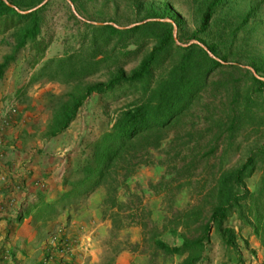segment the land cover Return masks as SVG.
I'll return each mask as SVG.
<instances>
[{"label":"trees","instance_id":"1","mask_svg":"<svg viewBox=\"0 0 264 264\" xmlns=\"http://www.w3.org/2000/svg\"><path fill=\"white\" fill-rule=\"evenodd\" d=\"M7 1L0 0V34L8 33L12 52L0 62V78L19 52L30 43L36 48L34 64L44 58L47 48L46 44L39 41V37L50 3L24 14L17 8L28 10L43 0ZM72 1L78 5V0ZM126 1L136 9L135 13H143L140 20L161 18L174 21L180 41L198 40L221 61L211 57L197 43L187 46L176 44L171 21L152 20L120 29L109 23L97 25L82 21L72 14L80 27L79 32L74 33L78 46L65 55L44 61L30 77L31 84L45 79H60L72 85L53 116V135L62 133L71 125L85 101L94 93H116L119 96L131 92L136 95V99L120 109L109 128L88 145L90 152L78 168V177L65 179L68 190L61 198L41 204L35 213L36 221L43 220L46 224L60 208L83 205L104 186L108 191L116 192L114 183L117 182L123 163L131 162L143 149L158 148L169 130L179 125L186 114L201 102L203 94L211 88V76L223 68L241 72V77H236L231 71L229 79L213 82L215 87L220 85L229 91L231 98L225 105L227 112L221 118L213 115L215 127L208 129L212 131L218 128V137L222 131L228 133L231 146L245 124L264 123V117L253 110L254 107L264 109V80L239 64H226L227 61L238 62L244 52H249L251 56L247 65L264 78V53L250 42L257 28L253 20L257 15L258 4L250 2L246 11L240 10L230 17L224 16L225 8L235 5L236 0H192L199 17L197 26L189 33L185 30L183 17L175 12L169 2L157 6L146 5L144 0ZM78 9L82 8L79 6ZM133 59L138 60V63L126 71L124 64ZM99 72L108 73L107 79L84 83L88 77ZM242 81L245 83L241 89ZM260 163L264 166V142L253 147L239 165L220 173L215 202L208 221L200 228L201 235L190 238L184 232L167 227L165 230L168 234L177 235L178 242L169 243L157 235L154 242L158 250L167 255L185 256L178 264H198L204 259L206 246L211 241V230L216 229L225 247L240 254L234 230L225 227L232 210L262 236L264 173L257 189L248 186V180L258 170ZM111 197V204L107 203L109 197L101 202L107 211L118 205L114 196ZM190 215V212L186 213L187 218ZM192 216L196 219L199 214L194 213ZM253 219L256 225L252 223ZM191 222L188 218L183 223L187 227Z\"/></svg>","mask_w":264,"mask_h":264},{"label":"rangeland","instance_id":"2","mask_svg":"<svg viewBox=\"0 0 264 264\" xmlns=\"http://www.w3.org/2000/svg\"><path fill=\"white\" fill-rule=\"evenodd\" d=\"M144 2L146 5L157 6L169 2L173 5L175 12L183 17L187 32H192L197 26L199 16L192 0H144ZM250 2L258 4L257 15L253 20L257 28L253 34L254 39L250 42L264 53V0H236L235 5L225 8L224 16L234 17L238 11H246ZM48 3L50 5L45 11V22L39 37V41L47 45L44 58L34 64L33 56L36 48L33 43L27 45L4 72L0 80L6 78V82H0V92L7 88L17 89L18 85H22L24 80L31 77L44 61L65 55L78 46L74 33L79 32L80 27L72 17L74 12L71 4L67 0H49ZM73 4L77 12L90 21L116 20V24L120 26L143 21L140 20L143 13H135L136 9L126 0H78V5L74 2ZM79 6L82 11L78 9ZM8 38V33L0 34V62L12 52ZM249 56L251 53L244 52L238 62L227 61L226 64L235 63L246 69L253 68L247 65ZM137 63L138 60L133 59L126 62L124 68L130 71ZM13 65H18V68L11 72L10 67L12 68ZM231 71L234 70L223 68L211 76V88L203 94L201 102L186 114L179 125L169 130L167 137L158 148L143 149L136 157H133L131 162L123 163L117 175V182L114 183L116 192L113 193V190L110 192L104 186L83 204L87 206L86 208L82 205L60 208L53 213L52 222L46 224L43 220L36 221L33 215L32 227L29 228H32V231L26 230V234L33 235L32 241L29 242L31 245L43 249L35 251L21 264H35L42 252L44 254L59 243L62 234L81 239L83 235H90L89 232L95 230L97 241L95 247H99L100 252H106L110 262L124 250L136 251L140 254L159 252L166 257L167 254L156 247L154 238L159 235L169 243L178 242L177 235L168 234L165 230L167 227H173L177 232H184L190 238L201 235L200 228L208 221L215 202V190L220 173L226 168L239 165L253 147L264 142V123L262 125L245 124L239 134L234 137L231 146H229L228 133L221 130L222 133L218 137V128L212 131L208 129L215 127L213 115L221 118L224 112H227L225 105L231 98L229 91L220 85L215 87L213 82L229 79ZM234 75L241 77V72L234 71ZM107 77L108 73L99 72L88 77L84 83L106 80ZM244 83L245 81L240 82L241 89ZM23 88L24 92H20H23L24 100L19 99V101H29L31 110L36 112H39L38 109L44 105L45 112L50 114L53 120L57 108L72 85L69 86L60 79H45L32 84L24 83ZM26 92L29 95H25ZM31 94L33 96H30ZM134 99L136 95L131 92L121 93L119 96H116V93L113 95L92 94L78 112L77 117L81 120L78 127L82 126L83 133L77 134L74 142L82 140L84 136L91 137V134L97 132L101 134L109 128L117 112L131 104ZM253 110L264 117V109L254 107ZM263 173L264 166L260 163L258 170L248 180L250 189H257ZM111 195L114 196L118 205L107 211L103 209L101 202L109 197L107 203L111 204ZM79 207L82 208L79 209ZM187 212L191 213V218L190 216L188 218L193 222L186 227L183 222L188 219ZM194 213L199 214L196 219L192 216ZM103 219L109 220L108 225L99 226ZM73 221L74 226L71 228ZM252 223L256 225L257 222L253 219ZM225 227L235 232L240 250L239 264H264V233L262 236L257 234L255 228L247 225L235 210L229 212ZM75 229L77 232L74 235ZM93 241L94 238H91L88 241L90 242L88 250L82 251L77 257L87 258L85 254L91 250ZM15 248L16 252L19 250L26 252L23 251V248H26L25 245H16ZM223 250H228L236 256L233 249L225 247L216 229H212L211 241L207 244L204 255L206 262L219 264ZM171 255L168 257L172 259L177 256ZM158 260L161 262L162 259Z\"/></svg>","mask_w":264,"mask_h":264},{"label":"crops","instance_id":"3","mask_svg":"<svg viewBox=\"0 0 264 264\" xmlns=\"http://www.w3.org/2000/svg\"><path fill=\"white\" fill-rule=\"evenodd\" d=\"M17 68L18 65H13L10 70L12 72ZM1 81L6 82V78ZM27 82H30V77L24 80L22 85H18L17 89L7 88L0 92V110L6 105L14 106L17 109L14 124L2 132L5 145L0 150V172L6 173L8 180L6 183H0L1 199L9 195L14 183L22 182L24 184V190L17 194L16 207L9 210L0 219V264H21L35 251L43 249L42 247H34L29 243L32 241L33 235L26 234V230L30 231L32 229H29L32 227L31 219L40 209L41 204L58 200L68 190L64 183L65 179L78 177V168L90 152L88 145L100 135L97 132L91 134V137L84 136L82 140L79 139L78 142H74V137L83 133L82 126L78 127L81 121L78 117L65 131L53 135L52 118L50 114L45 112L44 105L38 109L39 112H36L31 110V106L28 104L29 101H19V99L24 98L23 92L25 89L23 85ZM25 95H29V93L26 92ZM30 96H33V94ZM17 97L19 98L17 99ZM29 99L31 100V98ZM42 110L44 111L42 112ZM74 134L75 136H73ZM37 181H44L45 187L43 189L39 188L36 185ZM86 207L85 205L84 208ZM81 208L79 207V209ZM52 220L49 222H52ZM108 221V219H103L99 226L108 225ZM73 226L74 221L70 227ZM73 232L75 235L76 229ZM89 234L83 235L79 239L85 244L91 238H94L91 250L85 254L87 258H79L80 264H178L185 257L177 255L172 259L168 257L172 255L165 257L159 252L140 254L136 251L124 250L110 262L106 257V252H100L99 247H95L97 242L95 240V230H91ZM88 243L90 244V242ZM16 245H25L26 248H23V251L27 253L20 250L16 252ZM6 248L9 249L11 257V261L7 263L1 261V253ZM162 257L166 260H163ZM239 257L240 254L238 253L235 256L228 250H223L219 264H239ZM160 258L162 259L161 262L158 260ZM198 264L208 263L204 258Z\"/></svg>","mask_w":264,"mask_h":264},{"label":"built area","instance_id":"4","mask_svg":"<svg viewBox=\"0 0 264 264\" xmlns=\"http://www.w3.org/2000/svg\"><path fill=\"white\" fill-rule=\"evenodd\" d=\"M17 115V109L14 106L6 105L0 110V150L5 145L2 132L10 128L15 122V116ZM8 175L0 172V183H6ZM36 185L43 189L45 187L44 181H37ZM24 190V184L22 182H16L10 189L9 195L1 199L0 194V219L9 210L16 207L18 202V195ZM90 244L87 242L83 244L79 239L70 235L62 234L59 243L55 245L51 250H47L40 257L35 264H80L79 256L82 251H87ZM1 261L10 262L9 249H4L1 253ZM8 264V263H7Z\"/></svg>","mask_w":264,"mask_h":264},{"label":"water","instance_id":"5","mask_svg":"<svg viewBox=\"0 0 264 264\" xmlns=\"http://www.w3.org/2000/svg\"><path fill=\"white\" fill-rule=\"evenodd\" d=\"M5 1L8 3L7 0H5ZM48 1H49V0H43L41 3H39L38 5L34 6L33 8H30V9H28V10H21V9H19V8H17V10H18L19 12H21V13L26 14V13H29V12H31V11H34V10L39 9L40 7H42L43 5H45ZM67 1L71 4V6H72V10H73L74 14H75L78 18H80V19H82V20H84V21H87V22L93 23V24H97V25H103V24H108V23H109V24L114 25V26L117 27V28H120V29H127V28H131V27H134V26H136V25H140V24H143V23H145V22H147V21H152V20L171 21V22L173 23V25H174V39H175V41H176L177 44H179V45H181V46H187V45H189V44H191V43H197V44L201 45L205 50H207V52L209 53V55H210L211 57L220 60V59L217 58V57H216V56H215V55H214V54H213V53H212V52H211V51H210V50H209V49H208L203 43H201V42L198 41V40H191V41H189V42H187V43H182V42H180V41H179V38H178V28H177V25L174 23V21H172V20H170V19L151 18V19H146V20H143V21H140V22H136V23L130 24V25H128V26H120V25H118V24H116V23H114V22H96V21H90V20H87V19L83 18V17L77 12V10H76V8H75V6H74V4H73V2H72L71 0H67ZM220 61H221V60H220ZM250 69L253 71V73L255 74V76H257L258 78L264 80V78L261 77V76H259L253 68L250 67Z\"/></svg>","mask_w":264,"mask_h":264}]
</instances>
